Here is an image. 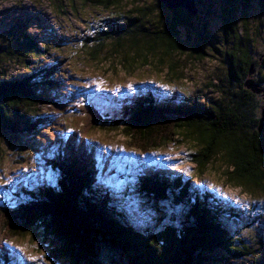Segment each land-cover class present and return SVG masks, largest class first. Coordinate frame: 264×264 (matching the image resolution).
<instances>
[{
	"label": "trees",
	"instance_id": "16d2710c",
	"mask_svg": "<svg viewBox=\"0 0 264 264\" xmlns=\"http://www.w3.org/2000/svg\"><path fill=\"white\" fill-rule=\"evenodd\" d=\"M83 1L97 8L114 9L124 0ZM193 1L197 11L193 19L199 21L197 13L203 2ZM157 3L155 7L160 15L168 10ZM218 4L223 11L216 14L222 22L221 35H215L204 26L201 39L208 45L206 49L214 53L222 44L231 45V52L224 54L229 64L228 85L219 99L205 104L177 96L168 98L160 94L156 98L147 94L128 99L125 103L131 105L122 106L124 102L91 93L87 108L96 126L110 132L123 128L121 131L131 145L129 148L135 147L144 154L162 149L176 141L175 138L189 137L203 149L199 153L193 151L189 160L200 174L209 162L222 159L231 169L230 182L263 196L264 133L258 128L264 111V0L256 50L253 47L256 42L244 34L239 18L240 14L245 15V10L238 16L234 14L236 9L247 7L249 0H219ZM150 10L143 7L138 11L145 17L151 14ZM169 11L173 16L154 32H148L145 27L134 30L130 24H137L138 18L128 19L129 23L122 20L119 24H110L98 36H92L88 54L97 59L108 50L106 56L117 57L123 69H132L133 64L139 62L141 67L136 70L147 67L150 56L158 55V66L169 62L166 76L175 81L179 75L175 63L170 61L174 53L183 50L184 38L180 35L192 26V19L184 10ZM53 43L55 50L60 51L53 40H42L38 46L16 23L0 33L4 56L26 67V73L18 78L7 77L0 71V137L4 136L10 143L23 140L30 144L37 138L38 129L52 121L50 110L63 113L70 109L59 96V102L53 100L57 89L62 95L67 94L60 87L61 74L56 68L48 65L31 68L33 64H29L30 59H43ZM198 47L192 50L193 54L201 57L208 53ZM77 108L71 110L77 111ZM76 136V132L67 134L61 140L62 146L52 148L53 151L61 149L60 155L68 159L49 162L50 168L59 170L64 179L56 181L52 177L42 185L36 183L38 186L24 183L25 187L23 184L4 188L1 195L6 198V204H0L3 217L0 232L6 227L11 238L27 234L33 240L56 245L46 253V259L52 264H231L232 260V264H239L238 261L264 264L262 227L248 225L249 217H244L238 206L223 204L211 197L206 188L193 186L189 176L184 179L179 174L142 172L130 168L131 161L121 157L116 169L121 182L127 183L129 190L140 191L147 204L162 203L163 209L169 207L166 217L165 212H159L163 215L152 218L154 221L136 222L122 206V202L128 205L126 207L134 206L131 200L135 199L129 200L125 195L120 200V193L112 192L108 183L98 185L96 160L88 148L81 147L84 162H80L79 155L72 150L78 148ZM47 158L50 159V155ZM72 161H76V167ZM171 205L187 224L175 218ZM136 209L139 214L144 213ZM8 243L0 238V264H21L17 262L18 248L9 247Z\"/></svg>",
	"mask_w": 264,
	"mask_h": 264
},
{
	"label": "rangeland",
	"instance_id": "374dc122",
	"mask_svg": "<svg viewBox=\"0 0 264 264\" xmlns=\"http://www.w3.org/2000/svg\"><path fill=\"white\" fill-rule=\"evenodd\" d=\"M53 1L55 0H0V33L9 25L16 23L22 26V31H26L38 46L42 40H53L59 45L60 51H56L54 43L50 44L52 47L43 59L35 58V61L30 59L29 64H33L31 68H43L46 65L56 68L55 70L61 74L60 87L66 90L67 94L62 95V91L57 89V95L53 100L59 102V96L65 100L67 108H70L63 113L50 110L52 121L38 129L37 138L32 139L30 144L23 143V140L10 143L4 136L0 137V204H6V198H2L1 195L5 187L18 183L21 179L25 181L31 178L32 181L37 182L40 178L43 179L42 157L46 156L55 145L62 146L61 139L65 137L66 131L71 133L75 130L82 139H87L88 152L95 157L99 154L101 156L100 159L98 158L99 164L97 163L99 179H105L112 171L113 155L122 153V158L144 164V167L154 161L159 166L172 168L169 169L170 173L189 176L192 182H196L199 186L212 188L214 196L232 202L234 206H238L244 217H249L246 220L248 225H255L257 228L261 225L264 232V195L249 193L230 182L231 169L222 159L214 163L210 158L212 162H209L204 172L200 174L196 165L189 160L193 151L198 150L199 153L203 149L195 145L193 139L189 137L175 138L176 141L165 145L161 150L145 155L133 146L129 148L131 145H128V139L126 140L125 135L122 134L123 128L119 127L110 132L111 130H103L96 126L87 108L91 93L100 94V98H124L125 90L140 93L138 90H142L147 84L154 85L158 89V94L161 91L168 98L177 96L183 100L192 99L191 101L205 104L219 99L222 90L227 89L228 85L229 64L224 54L231 52V45L222 44L219 51L214 53L211 49H206L208 45L201 39L204 35V26L215 35H221L222 22L216 16L223 14L222 7L218 4L219 0L210 2L202 0L203 4L197 13L199 21L188 14L192 19L190 20L192 26L180 35L184 38L183 50L174 53L173 60L170 61L175 63V71L179 75L175 81L169 80L166 76L169 62L163 67L158 66V55L150 56L147 67L136 70L141 67L139 62L133 64L132 69H123L117 57L106 56L108 50H104L97 59H93L88 54L87 48L92 47V36H98L101 30H106L110 24H119L123 21L129 23L128 19L138 18L137 24H130L134 30L145 27L148 28L149 31L146 29L148 32H154L157 27L160 29V24L168 21L173 14L165 10L160 15L158 13L160 10L155 7L158 6V0H124L114 9L97 8L83 0H59L58 3ZM262 6L263 0H249L247 7H240L234 12L238 16L240 11L245 10V15L240 14L239 18L242 20L244 34L256 42L253 45L254 50L259 48L258 20L263 17ZM143 7L150 8L151 14L142 17L138 10ZM176 14L178 17L179 14ZM198 46L208 53L201 57L196 53L193 54L192 50ZM1 49L0 47V53L3 55L0 54V71L11 78L25 74L26 67L12 63L11 59L4 56ZM75 107H79L77 111L71 110ZM63 161L68 159L63 157ZM72 163L76 167V161ZM164 172L168 174L167 176L170 175L165 169ZM131 196H136L135 200H131L134 206L126 207L128 205H125V202L122 204L138 223L154 221L152 218L162 214L159 212H165L166 217V212H169V207L163 209L162 203H144L138 198L139 193L135 195L132 192ZM171 207L175 212V218L187 224L186 220L180 218L179 212L172 205ZM136 208H140L144 213L139 214ZM149 210L152 212L149 213ZM136 217L138 219H135ZM0 218L3 219L1 215ZM242 236L246 239L250 238L246 234ZM0 238L10 242L6 244L7 246L18 248V257L23 264H52L46 259L47 249L57 246L52 245L51 242L45 244L40 239L33 240L27 234L17 236L16 239L11 238L6 227L1 230ZM238 262L242 264V261Z\"/></svg>",
	"mask_w": 264,
	"mask_h": 264
},
{
	"label": "water",
	"instance_id": "95a60500",
	"mask_svg": "<svg viewBox=\"0 0 264 264\" xmlns=\"http://www.w3.org/2000/svg\"><path fill=\"white\" fill-rule=\"evenodd\" d=\"M158 2L168 10H184L190 16H195L197 12L193 0H158ZM258 131L261 134L264 133V111L259 121Z\"/></svg>",
	"mask_w": 264,
	"mask_h": 264
}]
</instances>
